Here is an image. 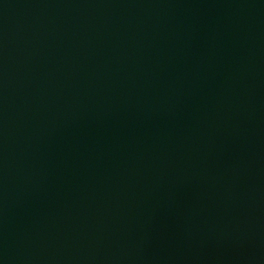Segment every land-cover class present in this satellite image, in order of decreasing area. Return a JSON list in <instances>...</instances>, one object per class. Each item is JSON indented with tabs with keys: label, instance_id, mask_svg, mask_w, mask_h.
<instances>
[{
	"label": "water",
	"instance_id": "1",
	"mask_svg": "<svg viewBox=\"0 0 264 264\" xmlns=\"http://www.w3.org/2000/svg\"><path fill=\"white\" fill-rule=\"evenodd\" d=\"M0 264H264V0H0Z\"/></svg>",
	"mask_w": 264,
	"mask_h": 264
}]
</instances>
